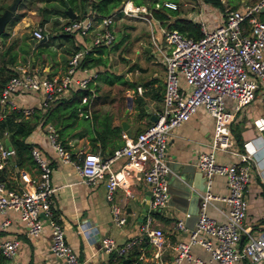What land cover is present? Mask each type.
Returning a JSON list of instances; mask_svg holds the SVG:
<instances>
[{
	"label": "built area",
	"instance_id": "built-area-1",
	"mask_svg": "<svg viewBox=\"0 0 264 264\" xmlns=\"http://www.w3.org/2000/svg\"><path fill=\"white\" fill-rule=\"evenodd\" d=\"M165 3L175 6L173 2ZM119 9L130 14L146 11L144 4L136 5L132 0H125ZM200 25L203 34L199 38L187 36L175 28H162L166 42L165 74L162 109L156 112L157 119L151 120L134 136L123 133L124 143L106 156L99 151L80 148L82 155L74 164L83 181L94 183L104 178L106 198L115 223L125 221L123 207L115 201V189L129 174H137L148 183L150 205L153 210L160 211L171 197V166L167 158L169 135L199 105L204 106L214 117V129L208 142L209 148L197 154L195 165L204 175L207 188L197 220L189 229L187 239L176 244V254L168 264H181L184 260L191 264H235L243 258L253 262L264 261V233H253L244 220L248 207L245 191L255 148H232L229 122L234 114L227 102L228 99L233 100L234 110H238L258 93L264 106V0H255L243 7L226 8L224 21L211 29H207L203 21ZM62 28L80 37L90 34V44L81 45L70 53L66 68L61 73L37 72L28 63L14 65L0 87V119L11 109H19L26 116L34 107H43L51 98L67 95L71 89L91 88L89 81L94 72L89 67H82L80 60L91 44L109 45L114 41L113 16L107 15L100 20H95L90 14L70 17L62 22ZM30 34L36 39L45 37L39 26L32 27ZM137 88L140 90V86ZM25 93H33L37 97L34 106L16 105V95ZM253 122L264 136V113L254 117ZM44 128L54 152L62 160H72L69 150L57 140L53 127L45 123ZM7 135L8 130L0 128V212L7 209L14 211L29 235H36L47 224L51 253L66 264H85L66 240L61 222L50 209L54 188L49 182V159L38 146L32 145L29 149L34 162L31 169L18 165ZM216 150L235 154L237 158L218 161ZM121 156L126 157L125 162L120 168L113 169L111 163ZM5 171H8L13 183L5 181ZM215 173L222 174L226 179L228 192L224 195H214L209 191L208 184ZM210 198H221L227 202L224 220H216L206 213ZM7 222L8 218H3L0 226L4 227ZM152 222L153 216L148 215L140 223L141 234L123 244L116 243L110 235H102L101 245L109 252L124 253L141 240L145 232L150 242L160 249L163 233L161 228L152 227ZM176 226L187 228L184 217L177 219ZM82 228L86 237H93L96 233L92 225L84 224ZM242 235L244 240H241ZM194 243L206 248L210 256L205 259L192 254L190 248ZM16 245L14 237L0 239V253L11 260L10 264H19L12 259Z\"/></svg>",
	"mask_w": 264,
	"mask_h": 264
},
{
	"label": "crops",
	"instance_id": "crops-1",
	"mask_svg": "<svg viewBox=\"0 0 264 264\" xmlns=\"http://www.w3.org/2000/svg\"><path fill=\"white\" fill-rule=\"evenodd\" d=\"M196 1L200 4L198 10L185 15L199 22L203 21L206 28L211 29L224 21L226 8L243 7L246 4L253 3L255 0H221V5L207 0ZM30 12L33 11H25L10 25L6 23L10 31L6 36H0V40L2 41L9 37L10 34L18 36L19 43L16 49L19 54H21V50L19 49L22 47L20 44L24 41L19 33L23 30L24 24L36 20L35 17L29 16L31 15ZM152 19L157 23L159 38L164 40V37L162 38L163 26L153 17ZM30 37L34 39V43L25 45L26 47L24 48H27V53L24 54V59H21V62H15L14 65L28 63L31 69L47 74L63 72L66 68V59H68L69 53L65 50L62 51L61 47H65L68 41L60 42L61 45H55L54 47V42L59 43V40L55 37L51 39L50 44L46 48H42L36 44L37 41L43 38L36 39L31 34ZM74 38L81 45L90 44V34L81 37L74 35ZM157 40L154 37L153 41L159 45L160 43ZM158 45L156 48L158 57L156 58H152L153 43L151 41L149 45H146L147 47L144 50L147 53L149 63L150 59L154 61L152 63L151 60V66L154 65V69L152 73H149V76L146 74L145 77L138 79L137 76L139 75L133 76L148 71L150 64L147 61L137 62V64L134 63L133 67H129L131 75H127L126 79L134 81L136 86L125 87L126 93L122 101V108L119 111L116 110L115 105H111L115 100H110L111 103L105 100L94 105L100 111L108 109L112 113L111 125L117 123L121 125L122 120H125L127 123L125 129L121 125L120 136H117L118 134L113 136L109 135L105 141L106 155L109 153V150L118 146V141L121 144L124 143L123 133L134 136L152 120V115H156V112L162 109L165 74L164 54L166 52L165 40L163 46L159 47ZM64 57L66 59H63ZM99 68L101 66L89 67L94 72L92 81ZM137 86H140V90H138ZM258 95L257 93L251 102L244 104L238 110H234L233 100L228 99L227 102L229 110L234 114L232 120L229 122L232 148L238 150H244L247 146L255 148L251 162V175L245 191L248 207L244 220L250 226L253 233H264V136L263 132L256 128L253 122L254 117L264 113V106L260 102ZM36 100L37 97L33 93H25L20 96L16 95L15 103L19 107L34 106L37 102ZM213 129L214 117L202 105H199L188 119L173 129V132L169 135L167 146V158L171 166L170 173L172 175H176L177 177L176 169L173 168L174 165L177 166L176 163L183 162L191 164L195 170L193 181L197 184H202L204 175L195 165V161L200 151L209 148L208 142L212 137ZM77 130L82 131L79 127ZM84 132L86 135H75L69 139L74 153L72 154L73 156L71 155L72 160L68 161L62 160L51 148L44 125L36 126L26 137V140L38 146L49 159L51 165L49 182L54 188L51 192L50 209L51 211L53 210L56 219L61 222L66 240L77 251L79 257L84 260L85 264H106L109 258H111L112 253L115 252H109L103 249L100 241L101 236L106 234L110 235L115 239L116 243L123 244L129 238L139 236L141 234L140 223L148 215H152V227L161 228L163 233L162 247L157 249L150 242L149 236L143 232L141 240L137 241L133 247L124 253H115L116 256L113 257V264H119L126 257L130 258L126 264H168L176 254V244L181 240L187 239L190 229L189 227L186 229L178 228L176 221L178 218L184 217L186 224L187 216L185 213L189 209L196 208L195 201H188L185 205L188 210L182 209L184 206L178 200L181 197L179 195L180 189L177 187L179 180L178 178H174L176 185L172 187L177 192H171V195H175L177 199L171 200L160 211L153 210V207L150 205L151 191L148 183L142 177L137 176V174H129L125 177V181L115 189V201L123 207L125 213V221L121 224L115 223L112 219L109 200L106 198L104 178L98 179L94 183L83 181L75 167L74 161L82 155L79 149H90V143L87 138L89 132L87 130ZM215 156L218 161H229L237 158L235 154L223 150H216ZM125 160V156L115 159L111 163L112 168H120ZM4 179L9 184L13 183V180L8 176V171H5ZM169 185H173V183H170V180ZM194 187L196 189L199 188L197 186ZM208 188L214 195H224L228 192L225 177L218 173L212 175ZM144 200H146L145 204L148 210L144 218L138 222L136 220L137 215L142 208L141 201ZM227 210L228 204L221 198H210L205 209L209 216L219 221L224 220V212ZM153 211L158 212V214L154 215ZM128 213H130V218L126 221ZM3 218H8V222L4 227L0 226V239L10 237L17 239L16 249L12 256L13 260L19 264H26L27 262H30V264H66L64 260L55 257L48 247L49 226L47 224H44L36 235H29L26 232L24 223L18 219L14 211L7 209L4 212H0V220ZM84 224H89L96 228V233L93 237H86L84 235L82 228ZM190 251L192 254L205 259L210 256L209 251L198 243L192 244ZM6 260L10 264L11 260L8 258ZM118 260L119 263H117ZM181 264L191 263L184 260ZM235 264H264V261L253 262L248 258H243Z\"/></svg>",
	"mask_w": 264,
	"mask_h": 264
},
{
	"label": "trees",
	"instance_id": "trees-1",
	"mask_svg": "<svg viewBox=\"0 0 264 264\" xmlns=\"http://www.w3.org/2000/svg\"><path fill=\"white\" fill-rule=\"evenodd\" d=\"M41 1H43V5L37 8L40 12V18L37 22L39 26H42L44 22L48 21L49 16H54L52 23L59 22L57 21L59 17L64 18V21L70 18L65 11L67 6H70L73 11H75L76 17L90 14L94 16L95 20H100L104 16H113L115 13H120L121 11L119 8L125 0ZM207 1L221 5V0ZM20 2L21 0H18L16 8H18ZM132 2L136 5H146L151 16L163 27L175 28L181 33L193 38H199L203 34L199 21L180 12L179 0H132ZM165 2H173L175 6H170ZM5 5L6 4H0V11ZM21 14H23L22 11L18 12L14 10L7 24L10 25L14 23ZM54 28L55 27L51 25V33L48 34L44 32L45 37L37 41L36 45L46 48L50 44L51 39L56 37L62 42L65 40L68 41L69 54L81 46L79 42L75 41L74 33L63 30L62 25H60L59 30H55ZM6 35L7 31L5 29L2 30L0 36L4 37ZM12 44L13 43L10 42L0 52V87L13 71V65L17 57L23 60L25 57L24 54L27 53V48L24 47L19 49L21 50V54L18 53L17 49L11 50ZM110 45H112V43L109 45L91 44L81 58L80 65L82 67L102 66L97 70L94 78L95 80L101 78L107 83L117 80L125 87H135V82L126 79L123 73H116L108 70V51L112 48L109 47ZM130 67H133V65ZM93 81H89V86L92 89L82 87L71 89L67 95L51 98L43 107H34L32 112L26 116H24L19 109H11L3 119H0V128H6L8 130L7 137L14 149V160L18 165L27 169L33 166L34 162L29 153V149L30 146L35 144L26 140V137L33 128L42 126L45 123H49L53 127L56 132L57 140L69 150L71 155L74 151L71 148L69 139L75 135H86L84 131L87 130L89 132L87 138L90 143V149L99 151L103 156H106L105 141L109 135L113 136L118 134L117 136H120L121 125L119 123L111 125L112 113L108 109L100 111L94 106L98 102H104L107 99L105 94L95 93L94 87L97 89L100 85ZM84 96H86L85 100H83ZM78 127L82 129L81 132L77 130ZM120 144L121 142L118 141V146ZM112 151L113 149L109 150L108 154ZM153 214L156 215L158 212L153 211ZM114 256H116V254L112 253L107 264L114 263ZM117 263H119V260ZM0 264H8L6 257L1 253ZM26 264H30V262Z\"/></svg>",
	"mask_w": 264,
	"mask_h": 264
},
{
	"label": "rangeland",
	"instance_id": "rangeland-1",
	"mask_svg": "<svg viewBox=\"0 0 264 264\" xmlns=\"http://www.w3.org/2000/svg\"><path fill=\"white\" fill-rule=\"evenodd\" d=\"M11 0H0V4H8ZM18 2V1H17ZM43 5V1L41 0H21L18 8L15 9V11H22L24 13L28 10H32L33 12H30V17L33 16L36 18L33 22H27L28 24H24L23 30L20 31L19 35L23 37L24 41L20 46L26 47L25 45H29L31 43H34V39L30 37V29L32 27L38 26L37 21L40 18V12L38 11V7ZM17 6V5H16ZM200 4L196 0H179V9L182 14H189L193 11H197ZM146 7V5H145ZM22 15V14H21ZM20 17V16H19ZM54 16H49L48 21L41 26V30L45 33H51L49 26L55 27V30H59L60 25H62V22L64 21V18L59 17V22H53L52 19ZM156 22V21H155ZM152 19L151 13L146 8V11H138L137 14H130L128 12L121 11L120 13H115L113 15V26L115 28V39L112 42V45L109 47H112L108 51V58H107V68L108 70L116 73H123L125 75V78H127V75H131L129 72V67L131 65H134V63L137 64V62L141 61H147L149 63V59L147 56V53L144 51L146 49V45L153 43V56L152 58L158 57L157 54V45L158 43L153 41L154 37L156 40L160 43L158 46H163L164 40L159 38V29L157 28V23H155ZM34 25V26H33ZM8 25L5 26V29H7V33H9L10 29L7 28ZM9 29V30H8ZM154 36V37H152ZM163 38V36H162ZM59 43L54 42L55 45H61L60 42H62L59 38ZM12 42L11 50L16 49L18 42V36H15V34H10L9 37L0 40V52L9 44ZM162 42V43H161ZM19 46V45H18ZM62 51L65 50L69 53L68 50V44L66 46H62ZM138 49V50H137ZM69 56V54H68ZM19 57H17L16 62H21L22 60ZM63 59H66L65 57ZM151 60L152 63H154L153 59H150V66L148 67V71L142 73V74H135L137 79L141 77L149 76V73H152V70L154 69V65L151 66ZM1 62V61H0ZM157 65V64H155ZM102 67V66H101ZM94 82V81H93ZM96 83H98L100 86H98L97 89H95V93L97 94H105L106 95V101L111 103L110 100H115L111 105H115V108L117 111H119L122 108L123 105V98L125 97L126 88L123 84L119 83L117 80H114L110 83H107L105 80L99 78L95 80Z\"/></svg>",
	"mask_w": 264,
	"mask_h": 264
},
{
	"label": "water",
	"instance_id": "water-1",
	"mask_svg": "<svg viewBox=\"0 0 264 264\" xmlns=\"http://www.w3.org/2000/svg\"><path fill=\"white\" fill-rule=\"evenodd\" d=\"M17 1L18 0H11L8 4H6L0 11V33L1 31L4 29V26L6 25V23L8 22L10 16L12 15L13 11L16 9V5H17ZM66 13L70 16V17H75L76 13L75 11H73V9L70 6H67L65 9ZM44 38V37H42ZM130 98V97H128ZM152 120H156L157 116L156 115H152L151 117ZM121 125L122 127L125 129L127 126V123L125 122V120L121 121ZM4 142L7 143L8 140L4 139ZM177 166L174 165V169H176V175H172V173H169V180L170 183H173V185H169V189L170 192L176 193V189L173 188L172 186H175V182H174V178H178L179 183L178 186L180 191H179V195L181 196L180 202L183 204V208L184 210H188L185 205L188 203V201H195L196 204V208L192 209V210H188L187 212L189 213V215L186 217V224L187 227L191 228L194 225V222L197 220L198 218V214L200 212L201 209V202L203 200V193L206 190V179L205 177H203V182L202 184L200 183H196L194 182V177H195V170L193 169V166L191 164H187V163H183V162H178L176 163ZM178 170V171H177ZM200 172V171H199ZM201 174V172H200ZM194 186L199 187L198 189H196ZM179 198V197H178ZM173 199H177L175 197V195H171L170 201ZM146 200L141 201V205L142 208L140 210V213L137 215V221H141L144 216L147 213V207L145 204ZM129 211V209H128ZM130 218V213L127 214L126 216V221ZM244 238V235L241 236V240ZM130 258L126 257L123 258L122 261L119 264H126L128 262Z\"/></svg>",
	"mask_w": 264,
	"mask_h": 264
}]
</instances>
